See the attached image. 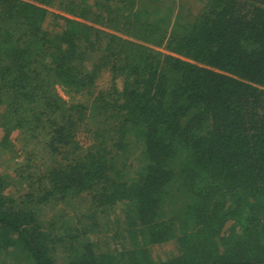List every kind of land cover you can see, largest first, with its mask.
Masks as SVG:
<instances>
[{
    "label": "trees",
    "instance_id": "trees-1",
    "mask_svg": "<svg viewBox=\"0 0 264 264\" xmlns=\"http://www.w3.org/2000/svg\"><path fill=\"white\" fill-rule=\"evenodd\" d=\"M0 134V264H264V0H0Z\"/></svg>",
    "mask_w": 264,
    "mask_h": 264
},
{
    "label": "rangeland",
    "instance_id": "rangeland-1",
    "mask_svg": "<svg viewBox=\"0 0 264 264\" xmlns=\"http://www.w3.org/2000/svg\"><path fill=\"white\" fill-rule=\"evenodd\" d=\"M51 11H53L54 13H57L54 10H51ZM102 82L100 81V84H103ZM58 92L64 99H68L66 94L60 91L59 88H58ZM2 156H5V152L2 154ZM86 207L87 205L77 203L74 199H70L67 203L60 204V206L56 207V209L48 210L47 217L50 218L53 215L56 218L55 221H58L59 225H61L62 227H66L65 234H69L71 238V239L68 238L67 240L64 238L65 245L67 247H69L70 243L73 244L75 247H79L81 245V240H83L85 241L84 243L86 242L92 243V251L94 252L113 251L114 246L115 244H117V242H115V240L111 238L110 236L111 233L109 232L108 227L106 228L102 227L103 222H102L101 228H99V226H96L95 225L96 217L92 216L94 211L92 209L89 210ZM81 213H83L86 216L84 224L77 222V218H79ZM97 215L99 216V218H102L103 216V215L101 216L100 213ZM102 229L104 231L101 232ZM59 234H60L59 232L55 233V235H59ZM163 249L166 252L168 250V247L166 246ZM12 250L13 248L10 247L9 251H12ZM164 251L161 250L158 253L161 254ZM4 257L5 255L2 254V256H0V261H2ZM57 258H58L59 264H66V255L63 254L61 251L58 252ZM9 261L10 263L8 264H13L11 260Z\"/></svg>",
    "mask_w": 264,
    "mask_h": 264
}]
</instances>
